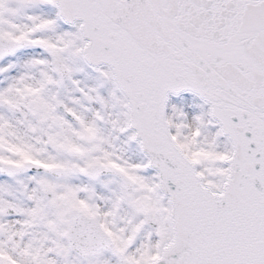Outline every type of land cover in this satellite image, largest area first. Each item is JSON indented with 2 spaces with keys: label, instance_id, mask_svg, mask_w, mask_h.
<instances>
[{
  "label": "snow or ice",
  "instance_id": "snow-or-ice-1",
  "mask_svg": "<svg viewBox=\"0 0 264 264\" xmlns=\"http://www.w3.org/2000/svg\"><path fill=\"white\" fill-rule=\"evenodd\" d=\"M0 264H264V0H0Z\"/></svg>",
  "mask_w": 264,
  "mask_h": 264
}]
</instances>
